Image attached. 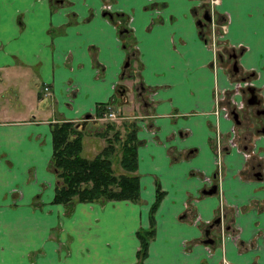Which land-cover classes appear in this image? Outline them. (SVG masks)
Wrapping results in <instances>:
<instances>
[{
	"label": "crops",
	"instance_id": "1",
	"mask_svg": "<svg viewBox=\"0 0 264 264\" xmlns=\"http://www.w3.org/2000/svg\"><path fill=\"white\" fill-rule=\"evenodd\" d=\"M208 4L0 0V264H264V0L214 4L230 18L219 42L261 98L233 108L238 119L212 112L226 73L211 67L197 21ZM97 101L138 124L140 200L56 203L50 122L94 113L93 128ZM233 122L243 143L223 147L221 208L207 192L218 182L213 133ZM157 186L140 260L136 230L150 226Z\"/></svg>",
	"mask_w": 264,
	"mask_h": 264
},
{
	"label": "trees",
	"instance_id": "2",
	"mask_svg": "<svg viewBox=\"0 0 264 264\" xmlns=\"http://www.w3.org/2000/svg\"><path fill=\"white\" fill-rule=\"evenodd\" d=\"M96 106L95 114L101 116L109 103L97 101ZM103 120V124L94 131L102 136L104 142L93 155L83 151L84 132L88 125L82 124L84 120L50 122L51 159L57 175L52 200L56 203L100 198L140 200L138 124L131 121L127 125L121 121L124 126H120L114 120ZM155 196L150 207V226L136 230L139 239L136 255L140 260L147 255L149 240L155 234L153 211L163 196L159 186Z\"/></svg>",
	"mask_w": 264,
	"mask_h": 264
},
{
	"label": "rangeland",
	"instance_id": "3",
	"mask_svg": "<svg viewBox=\"0 0 264 264\" xmlns=\"http://www.w3.org/2000/svg\"><path fill=\"white\" fill-rule=\"evenodd\" d=\"M208 1V0H207ZM106 6L108 7L109 3H105ZM206 10H212L214 9V17L217 18L215 24V32H217V34H221L220 37L218 38H215V44H214V47L212 46L213 45V36H212V22H209L206 29H204V32H202V37L204 39V43L206 45H208V47L211 49V57L210 58V64H211V67L214 68V63H213V58L216 57L215 59V62L217 64V69H215V71L217 72L218 70H225V77H226V83H223V86L225 87L223 90H222V93L220 94V91L221 89L218 91V96H219V99L218 101L222 104L219 105L221 108L222 107V111H226L225 112V115L227 118H230L232 117V114L230 112L231 109L235 108L237 110H240V109H244L246 108L247 106L248 107H252L253 105H250L249 103L246 102V98H247V94L248 93V90L246 89V81L245 79L247 80H250L249 78V75H246V76H242L241 75V72H237L235 71V69H233L232 67V63L234 61V56H231V51H232V47L229 46L228 44H225L223 46V42H219L221 37L225 34V32L223 33V30L221 29L218 21L219 19H222V15H218V12L216 10V7L213 6L212 8H210L209 4L206 6ZM201 15V13L199 14V16ZM202 28H203V25L201 24ZM252 81V80H250ZM215 83H217L216 79H215ZM226 86H227V90H226ZM225 90V92H224ZM214 96H215V91H214ZM214 104L217 103L216 102V99L214 98ZM15 102H9L8 103V107H10L11 105H13ZM213 104V106H214ZM110 107L109 110H112V111H115V112H118L120 113V109L114 105V103L112 102V106L110 104ZM14 108V107H12ZM215 108V106H214ZM212 109V112L215 114L218 115V117H222L221 114H220V111H216L215 109ZM11 109V108H9ZM8 110V112H10V110ZM234 110V109H233ZM119 116V114H117ZM121 115V114H120ZM99 116V115H97ZM216 117V115H215ZM121 117H118V118H115L114 120L116 121V123H118L120 125V122L121 121H125V120H128V119H120ZM219 119V118H218ZM97 121V119H95ZM100 121V123L98 122ZM97 121V123L95 124V127H89L85 130V134H84V144H83V151L84 153H89V154H92L94 153L95 151L94 150H98L100 149V146H101V143L104 142L102 136H99L97 134L96 130L101 124H103L104 120L103 118L102 119H99ZM235 123L233 122L231 124L234 125ZM121 126V125H120ZM92 129V130H91ZM121 129L123 130V127H121ZM88 131H90V133H88ZM214 133H213V139L215 140V144L213 142V152L215 154H217L219 152V154H223V150L224 148L223 147H241L242 148V143L239 139V137L235 136L233 132H231L229 129L226 131L222 130L221 127L219 125H217V123H215V127H214ZM233 135V136H231ZM223 136V137H221ZM235 136V137H234ZM218 137V139H217ZM95 139V140H94ZM90 142H91V145L90 146ZM99 142V143H98ZM225 143V144H224ZM224 144V146H223ZM217 147V148H216ZM251 148V147H250ZM244 150V149H243ZM245 154L247 157H249L251 155L250 151L247 150L245 151ZM222 169L223 166L221 167ZM219 189L221 191V183H219ZM217 193H219V190L217 191ZM222 193V191L220 192ZM223 194V197L225 199V196H224V193ZM223 205H220L221 208ZM212 223V222H211ZM227 229V228H225Z\"/></svg>",
	"mask_w": 264,
	"mask_h": 264
},
{
	"label": "bare ground",
	"instance_id": "4",
	"mask_svg": "<svg viewBox=\"0 0 264 264\" xmlns=\"http://www.w3.org/2000/svg\"><path fill=\"white\" fill-rule=\"evenodd\" d=\"M210 1V0H209ZM213 1H215L217 4L218 3H220V0H213ZM214 9H212L210 12H211V16H212V19H211V22H212V36L214 37V38H218V37H220L221 36V34H217V32H215L216 30H215V26H216V24H215V22L217 21L216 20V18L214 17ZM203 18L204 19H209L210 18V16H209V12L206 10L205 12H204V14H203ZM198 21V20H197ZM201 19H199V21H198V23L200 22L201 23ZM221 27H222V29H223V31L225 32L226 31V29H227V27H228V22H226V23H222L221 25H220ZM223 32V33H224ZM214 68L215 69H217V66H214ZM119 87H123V86H125V85H118ZM255 89V88H254ZM220 90V88L218 87V86H216V88H215V99H216V102L217 103H219V101H218V99H219V96H218V91ZM48 92V91H47ZM224 92H225V90H224ZM257 95V94H256ZM108 107H110V105L108 106ZM234 111H236V110H234ZM237 114H238V112H236ZM89 115H86V118L84 119V121H83V123L82 124H84L85 125V123H87V119L91 116V113H88ZM104 114H105V116H106V119H108V120H114L115 118H118V117H121V115L118 113V112H115V111H112V110H107L106 112H104ZM104 114H102V115H104ZM117 114H119V116L117 115ZM216 115V119L217 118H219L218 117V115L217 114H215ZM233 116H234V113H233ZM235 117V116H234ZM236 118V117H235ZM234 148V147H233ZM222 154H219V152L216 154V160H215V162H216V168H215V173H216V176H217V183H214L213 184V186L210 188V189H212V190H210L209 191V189L207 190V192H217L218 190H219V193H218V196H219V203L221 204V205H224V203H225V199H224V197H223V194L222 193H220L221 191H220V189H219V183H220V181H221V176H222V166H223V159H222ZM208 178H209V176H207ZM225 206V205H224ZM223 229H224V227H223Z\"/></svg>",
	"mask_w": 264,
	"mask_h": 264
},
{
	"label": "flooded vegetation",
	"instance_id": "5",
	"mask_svg": "<svg viewBox=\"0 0 264 264\" xmlns=\"http://www.w3.org/2000/svg\"><path fill=\"white\" fill-rule=\"evenodd\" d=\"M207 1V0H206ZM206 9L207 8H205V9H203V11L201 12V15L199 16V19H201L202 21H201V24L203 25V27H204V29H206V27H205V25L207 26L208 25V23L209 22H211V19H212V16H211V12H210V10H207L208 12H209V16H210V18L207 20V19H204L203 18V14H204V12L206 11ZM223 11H226L227 12V9H223ZM217 19V18H216ZM199 21V20H198ZM229 21H230V18L228 17V18H226V19H224V20H222V19H219V21H218V23H219V25H221L222 23H226V22H228L229 23ZM202 27V26H201ZM221 27V26H220ZM203 29V30H204ZM221 29H222V27H221ZM223 30V29H222ZM227 30V29H226ZM224 32V31H223ZM238 70V69H237ZM119 85H125V84H119ZM252 84H251V82H250V84L248 83V84H246V89H247V87L248 86H251ZM118 86V85H117ZM126 86V85H125ZM119 87V86H118ZM254 88H255V92L257 93V97L259 98V99H261L260 98V95H259V93H258V90L256 89V87L254 86ZM42 91V95H46L48 92L47 91H45V90H41ZM248 93H249V91H248ZM250 94V93H249ZM249 94H247V96L249 95ZM246 102H247V100H246ZM258 102H253L252 104H250V105H255V106H258V107H260V105L259 104H257ZM109 108H111V107H107V109L106 110H104V112H106L107 110H109ZM235 110V109H234ZM104 112H103V114H104ZM88 114V113H87ZM86 114V115H87ZM92 114H94V113H91V116L90 117H92L93 115ZM255 115L254 114H249V117H251L252 119H253V117H254ZM86 118V116L84 117V119ZM83 119V120H84ZM87 128H88V126H87Z\"/></svg>",
	"mask_w": 264,
	"mask_h": 264
},
{
	"label": "built area",
	"instance_id": "6",
	"mask_svg": "<svg viewBox=\"0 0 264 264\" xmlns=\"http://www.w3.org/2000/svg\"><path fill=\"white\" fill-rule=\"evenodd\" d=\"M215 3H216L215 1L210 0V1H209V6H210V8H212V7L214 6ZM226 18H228V15H227L225 12H223L222 20H224V19H226ZM214 42H215V38H213V45H212L213 47H214V44H215ZM215 58H216V57L213 58V63H214V66H217V64H216V62H215V60H216ZM245 81H246V84H248V83L250 84V82H251L250 80H247V79H245ZM48 88H49V87H48V84H47V83H43L42 86H41V89H43V90H45V91H48ZM219 105L222 106V104H221L220 102L214 104V106H215L214 109H215L216 111H221V110H222V107H223V106H222L221 108H219V107H220ZM100 117H102L103 119L106 118L105 114H104V115H101ZM229 130H230L231 132H233L235 136H237V130H236V126H235V124L232 125V126H230V127H229ZM231 136H233V135H231ZM235 136H234V137H235ZM217 139H218V137H217ZM223 262H224V264H232L231 261H229L225 256H224Z\"/></svg>",
	"mask_w": 264,
	"mask_h": 264
},
{
	"label": "water",
	"instance_id": "7",
	"mask_svg": "<svg viewBox=\"0 0 264 264\" xmlns=\"http://www.w3.org/2000/svg\"><path fill=\"white\" fill-rule=\"evenodd\" d=\"M127 64V62H126ZM232 67L233 69L237 70V66H236V60L233 61L232 63ZM247 90L249 91V95L247 96L246 100H247V103H250L252 104L253 102H258V97H257V93L255 92V89H254V86L251 85V86H248L247 87ZM233 113H234V116L238 119V114L236 113V111L233 110ZM89 115V114H87ZM212 190V189H209V191Z\"/></svg>",
	"mask_w": 264,
	"mask_h": 264
}]
</instances>
